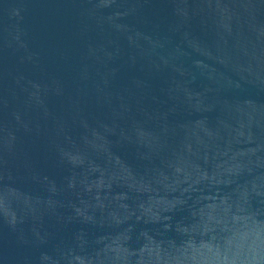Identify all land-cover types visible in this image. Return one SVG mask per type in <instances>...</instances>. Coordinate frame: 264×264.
I'll return each mask as SVG.
<instances>
[{
	"label": "water",
	"instance_id": "water-1",
	"mask_svg": "<svg viewBox=\"0 0 264 264\" xmlns=\"http://www.w3.org/2000/svg\"><path fill=\"white\" fill-rule=\"evenodd\" d=\"M0 264H264V0H0Z\"/></svg>",
	"mask_w": 264,
	"mask_h": 264
}]
</instances>
